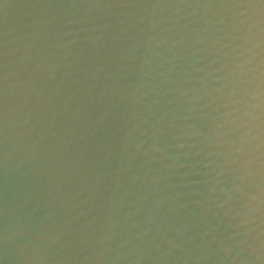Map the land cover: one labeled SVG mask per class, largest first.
<instances>
[{"label": "water", "instance_id": "1", "mask_svg": "<svg viewBox=\"0 0 264 264\" xmlns=\"http://www.w3.org/2000/svg\"><path fill=\"white\" fill-rule=\"evenodd\" d=\"M0 264H264V0H0Z\"/></svg>", "mask_w": 264, "mask_h": 264}]
</instances>
